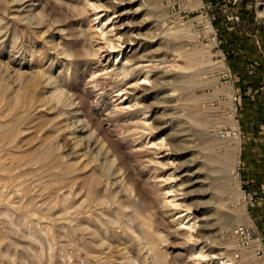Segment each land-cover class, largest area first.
<instances>
[{"label": "rangeland", "instance_id": "obj_1", "mask_svg": "<svg viewBox=\"0 0 264 264\" xmlns=\"http://www.w3.org/2000/svg\"><path fill=\"white\" fill-rule=\"evenodd\" d=\"M262 4L234 71L242 0H0V264H264L234 235L264 231L238 180L264 151V70L239 84L264 68ZM139 35L154 61L125 77Z\"/></svg>", "mask_w": 264, "mask_h": 264}, {"label": "trees", "instance_id": "obj_2", "mask_svg": "<svg viewBox=\"0 0 264 264\" xmlns=\"http://www.w3.org/2000/svg\"><path fill=\"white\" fill-rule=\"evenodd\" d=\"M245 0H242V6L238 12V15L240 17V24L238 25L239 32H241V36L235 37L234 34H230L232 36V39L229 43V48L231 50V64L234 65V61H238L237 66H233L234 71H240L239 64H242V61L236 56V53L239 51L244 52V54H252L256 51V47L253 44V40L251 39L250 35H254L257 30H259V27L257 26L256 20V14L255 10H248L243 4ZM223 19L219 18L218 23L215 24L216 28L220 31V36L223 37V33L221 34L222 25H223ZM264 68L260 69V72H258L254 77H246L243 81H241L240 87L243 89H246L247 86L259 88L262 85V74H263ZM246 83V85H245ZM249 101V100H248ZM255 103L248 102L246 104V109L248 111H252V107H255ZM257 111L252 113L255 116V120L258 122H264V100H259L258 106L256 105Z\"/></svg>", "mask_w": 264, "mask_h": 264}, {"label": "built area", "instance_id": "obj_3", "mask_svg": "<svg viewBox=\"0 0 264 264\" xmlns=\"http://www.w3.org/2000/svg\"><path fill=\"white\" fill-rule=\"evenodd\" d=\"M264 129V127H262ZM238 180L241 182L240 193L247 205V209H258L264 207V184H260L257 188L245 189L249 182L243 181L241 173H238ZM234 235L237 238L241 249L252 248L255 256L264 261V231L259 233L253 225L240 224L236 226ZM241 258L240 253L234 255V260Z\"/></svg>", "mask_w": 264, "mask_h": 264}, {"label": "bare ground", "instance_id": "obj_4", "mask_svg": "<svg viewBox=\"0 0 264 264\" xmlns=\"http://www.w3.org/2000/svg\"><path fill=\"white\" fill-rule=\"evenodd\" d=\"M134 1H136V0H134ZM260 6H264V4H262ZM134 12L135 13H140L141 12V9H136ZM261 14H262V12H261ZM154 38H156V35H155ZM152 39H153V37L151 39H148V38H144L141 35H139L134 40H132L131 42L125 43V45H127V46H129V45L138 46L139 52H142L143 51L144 54H142V56L145 55V57H146V60H142L144 58V56L143 57L141 56L142 59H141V57L140 58L134 57L130 61V63H131L130 66L123 65L122 68H121V71H122V73H123V75L125 77H127L130 74L131 70H134V71L140 70L141 69V65H142V63L144 61L145 62H153L154 61V57H155L154 55L156 54L154 51H156V49L155 50H150V49H152V45L154 43V39H153V41H152ZM146 79H144V81ZM136 88H139V86H137ZM141 91L143 92L141 94V97H140L142 100H144L146 98H149L152 95H157L158 98L155 97L157 99L156 101L158 102V104L161 103L162 97H159V96H160L162 90L160 91L159 84H158L157 81L154 80L152 82L151 87L147 88L146 90H141ZM136 117H137V115H136ZM139 117L140 116H138V118ZM164 128H166V127H164ZM184 175H186V174H184ZM248 249H250V248H248Z\"/></svg>", "mask_w": 264, "mask_h": 264}, {"label": "crops", "instance_id": "obj_5", "mask_svg": "<svg viewBox=\"0 0 264 264\" xmlns=\"http://www.w3.org/2000/svg\"><path fill=\"white\" fill-rule=\"evenodd\" d=\"M250 152H257L255 153L253 159H245L246 161H249V177L250 180L254 183L253 187L257 188L260 183L264 182V151L262 153V150H257L254 148V150H250ZM245 157L246 154L249 155L250 153L246 151L245 149ZM260 159H257V158Z\"/></svg>", "mask_w": 264, "mask_h": 264}]
</instances>
